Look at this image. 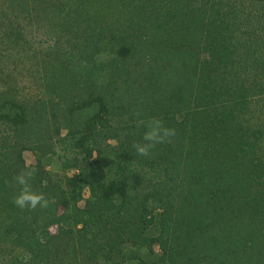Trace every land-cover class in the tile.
Instances as JSON below:
<instances>
[{
	"label": "trees",
	"instance_id": "trees-1",
	"mask_svg": "<svg viewBox=\"0 0 264 264\" xmlns=\"http://www.w3.org/2000/svg\"><path fill=\"white\" fill-rule=\"evenodd\" d=\"M0 264H264V0H0Z\"/></svg>",
	"mask_w": 264,
	"mask_h": 264
},
{
	"label": "clouds",
	"instance_id": "clouds-1",
	"mask_svg": "<svg viewBox=\"0 0 264 264\" xmlns=\"http://www.w3.org/2000/svg\"><path fill=\"white\" fill-rule=\"evenodd\" d=\"M134 115L137 117V128L145 129L141 138L134 140L131 145L138 156L147 157L156 145L172 143L176 135L175 128L166 126L159 117L145 119L139 110L135 111ZM34 176L35 169L26 163L25 167L13 177L15 184L19 186V191L13 196L12 202L22 210H35L37 207L44 209L49 206L50 201L45 194L32 189L31 180Z\"/></svg>",
	"mask_w": 264,
	"mask_h": 264
},
{
	"label": "rangeland",
	"instance_id": "rangeland-1",
	"mask_svg": "<svg viewBox=\"0 0 264 264\" xmlns=\"http://www.w3.org/2000/svg\"><path fill=\"white\" fill-rule=\"evenodd\" d=\"M25 158H26V161L29 165H32V164L34 165L36 163V158H35L34 154L31 152H26ZM54 161H55L54 167H52L53 168L52 170L54 171V173H60L61 174L62 173V171H61V169H62L61 165L62 164H61V161L59 160V157L56 156Z\"/></svg>",
	"mask_w": 264,
	"mask_h": 264
}]
</instances>
